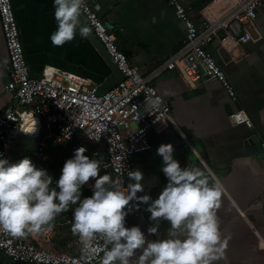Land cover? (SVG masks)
Segmentation results:
<instances>
[{"label":"crops","instance_id":"0c3cea01","mask_svg":"<svg viewBox=\"0 0 264 264\" xmlns=\"http://www.w3.org/2000/svg\"><path fill=\"white\" fill-rule=\"evenodd\" d=\"M11 1L32 76L39 77L50 65L83 76L99 87L113 77V71L88 37L77 34L61 46L53 45L50 35L57 26L53 0ZM183 1L193 8L194 21L201 26L199 11L212 0ZM92 5L115 30L118 46L143 75L168 59L185 39L184 24L168 0H92ZM249 32L253 40L247 43L237 45L219 32L207 45L233 83L236 99L230 98L215 80L203 79L191 87L176 70L155 80L159 94L170 102L173 123L166 122L151 131L153 149L134 157L135 168L145 174V192L153 198L166 184L162 158L156 153L161 143L174 145L175 158L182 166L201 167L223 183L226 191L218 216L223 234H230L231 239L227 259L219 264H264V9ZM8 57L0 21V113L13 102L4 89L11 80L5 69ZM239 109L253 120L252 129L231 124L229 115ZM34 144L36 148V140ZM47 169L59 177L52 168ZM74 207L60 213L62 221L69 222L50 241L42 232L32 234V238L58 252H76L80 239L71 230L72 220H66L72 219ZM145 207H141L142 218L135 223L142 228L150 223ZM167 227L168 222L162 221L161 231ZM3 263L12 264L0 252V264Z\"/></svg>","mask_w":264,"mask_h":264},{"label":"built area","instance_id":"2783aa9c","mask_svg":"<svg viewBox=\"0 0 264 264\" xmlns=\"http://www.w3.org/2000/svg\"><path fill=\"white\" fill-rule=\"evenodd\" d=\"M168 2L184 24L185 39L168 59L143 75L118 46L97 9L86 0L83 6L86 23L123 74L116 86L101 92L91 80L50 65L44 67L39 77L32 76L12 1L0 0V21L9 56L5 69L11 78L4 89L13 100L0 113V153H3L0 158L6 157L10 162L22 159L10 157L11 144L25 136L36 140L33 156L38 167L47 168L51 160L47 152L49 144L67 145L72 153L83 145L88 149L86 154L96 153V158H102L99 174L108 172L126 184L127 170L135 169L134 157L153 149L149 133L166 122L173 123L170 102L155 86V80L165 72L178 71L191 87L203 79L218 81L228 96L236 99L233 83L207 45L219 32L237 45L253 40L249 27L255 25L264 9V0H212L199 11L201 26L194 21L193 8L183 0ZM23 107L28 108L25 117ZM229 120L234 126L254 127L244 109L233 111ZM34 122L38 125L34 126ZM33 127L37 130L31 131ZM141 218L140 209L127 217V223L135 224ZM62 220L59 214L54 218L52 230L42 232L47 241L69 222ZM81 246L79 241L76 252H58L36 242L32 234L13 237L0 230V252L12 264H98L104 250L102 239L97 236L95 251L86 261L81 259Z\"/></svg>","mask_w":264,"mask_h":264},{"label":"clouds","instance_id":"9594fccd","mask_svg":"<svg viewBox=\"0 0 264 264\" xmlns=\"http://www.w3.org/2000/svg\"><path fill=\"white\" fill-rule=\"evenodd\" d=\"M85 2L53 0V45L77 34L89 36L92 29L81 21ZM87 151L86 146L77 147L56 179L30 157L16 162L0 158V230L13 237L50 232L54 218L75 205L71 230L80 239L82 260L95 251L97 236L104 248L98 264H219L227 259L231 235L223 234L218 216L226 189L218 178L201 167L182 166L174 145L161 143L156 153L166 184L153 198L145 192L141 169L127 170L125 184L108 172L99 174L102 158ZM86 185L91 195H82ZM142 206L150 223L146 228L128 225L127 217ZM162 221L168 222L164 232Z\"/></svg>","mask_w":264,"mask_h":264},{"label":"rangeland","instance_id":"374dc122","mask_svg":"<svg viewBox=\"0 0 264 264\" xmlns=\"http://www.w3.org/2000/svg\"><path fill=\"white\" fill-rule=\"evenodd\" d=\"M28 110L27 107H23L21 109V112L22 113H26ZM35 140L34 139H31L30 137H21L17 140H14L13 142V149L12 151L10 152V157L11 158H15L16 156L18 157H21L19 156L20 154L22 155V157H30L31 160L33 162H35V159H34V156H33V152H34V147H35ZM53 145V144H52ZM50 154H51V158L52 160L50 161L52 164V170L54 172H56L57 174L60 175V170L63 166V159L64 157H71L73 154L66 151V150H61L59 147H53V146H50ZM24 154V156H23ZM86 155H89L90 154H86ZM91 183V181L89 182ZM86 188H87V191H86ZM82 195H91V188L90 186L86 185L83 189V192H82Z\"/></svg>","mask_w":264,"mask_h":264},{"label":"water","instance_id":"95a60500","mask_svg":"<svg viewBox=\"0 0 264 264\" xmlns=\"http://www.w3.org/2000/svg\"><path fill=\"white\" fill-rule=\"evenodd\" d=\"M88 4H92V0H87ZM81 21L86 23V20L84 18L83 12L81 15ZM111 32L114 33L115 30L111 28ZM88 38L92 42V44L95 46L97 51L101 54V56L106 60L108 66L113 71L114 75L112 78L108 79L107 81L103 82L100 86L101 92H106L110 89H112L114 86H116L120 81L123 79L122 72L118 69L116 63L112 60V58L108 55L106 52L104 46L100 43V41L97 39V37L94 35V33L91 31ZM126 54L127 52L124 51ZM128 55V54H127Z\"/></svg>","mask_w":264,"mask_h":264},{"label":"trees","instance_id":"16d2710c","mask_svg":"<svg viewBox=\"0 0 264 264\" xmlns=\"http://www.w3.org/2000/svg\"><path fill=\"white\" fill-rule=\"evenodd\" d=\"M57 147H59L61 150H66V151L70 152V149L67 148L65 145H57ZM47 152H50V147H48ZM70 153H72V152H70ZM90 156H91V155H90ZM51 164H52V163H48V164H47V167H48V168H51V167H52Z\"/></svg>","mask_w":264,"mask_h":264},{"label":"bare ground","instance_id":"6f19581e","mask_svg":"<svg viewBox=\"0 0 264 264\" xmlns=\"http://www.w3.org/2000/svg\"><path fill=\"white\" fill-rule=\"evenodd\" d=\"M38 125L37 122H34V126ZM33 128H31L30 130H32ZM35 130H37V127L34 128Z\"/></svg>","mask_w":264,"mask_h":264}]
</instances>
